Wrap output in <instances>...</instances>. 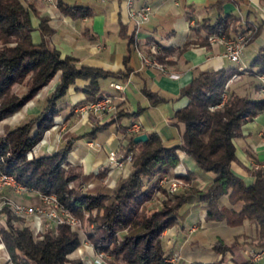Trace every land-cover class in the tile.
<instances>
[{"label":"trees","instance_id":"obj_1","mask_svg":"<svg viewBox=\"0 0 264 264\" xmlns=\"http://www.w3.org/2000/svg\"><path fill=\"white\" fill-rule=\"evenodd\" d=\"M88 9L61 5V11L71 15H86ZM31 12L37 15L30 4L25 6L21 0H0V121L18 111L57 73L58 83L37 114L0 135L2 170L27 187L54 193L74 216L83 219L88 214L86 219L93 227L86 237L95 250L115 261L112 264H221L183 263L177 259L172 262L171 254L164 250L161 233L177 224L178 210L193 193L205 204L208 221H224L229 226H238L244 220L254 222L256 235L249 245L256 251L264 250V168L252 170L253 182L246 184L230 167L235 157L233 139L241 135L244 123L264 110V96L252 98L230 93L220 104L237 67L200 71L180 90L179 96L186 97L187 103L173 115V124L183 125L178 144L165 146L155 132L149 133L146 141L134 142L136 134H127L125 127L127 143L121 151L122 155L134 156L130 171L111 193L74 189L69 184L82 176L67 160L74 134L65 133L64 144L52 154L31 159L26 155L50 128L54 117L66 108L64 97L77 79L85 81L81 89L88 99L94 100L103 95L99 80L111 73L78 65L71 56L62 57L46 38L53 30L44 16H39L41 41L33 42ZM237 20L233 14L220 15L214 23H203L195 30L203 29L207 36H229L230 23ZM156 58L162 60L158 54ZM250 66L257 68L255 74H264V50L256 53ZM24 80L28 92L16 95L13 86ZM147 96L153 105L164 100L153 92H147ZM179 150L200 169L213 174L210 184L204 190L181 192L162 208L149 209L146 203L158 190V177L179 163ZM106 173L107 167H101L95 176L103 180ZM224 195L229 206L220 202ZM14 218L17 217L8 212L5 224L0 226V240L12 264H66L68 255L80 245L78 233L67 224L47 228L34 236L29 227L14 224ZM214 248L224 254L231 246L219 240Z\"/></svg>","mask_w":264,"mask_h":264},{"label":"crops","instance_id":"obj_2","mask_svg":"<svg viewBox=\"0 0 264 264\" xmlns=\"http://www.w3.org/2000/svg\"><path fill=\"white\" fill-rule=\"evenodd\" d=\"M21 2L25 6L30 4L37 13L31 12L33 42L41 41L39 16H44L53 30L46 38L62 57L71 56L78 65L111 73L101 83L100 79L99 85L103 94L118 96L115 112L90 115L83 120L72 112L73 105L90 100L81 89L85 83L83 79H77L64 97L66 108L62 113L65 116L62 124H66V131L76 136L67 160L81 171L82 176L73 182L81 184L82 188L102 191L108 186V178L119 173L116 169L109 170L103 180L95 176L99 168L107 167L110 151L115 150L122 155L121 149L127 143L124 128L131 124L140 126L138 134L155 132L165 146L178 144L183 125L173 124L174 111L187 103L186 97L179 96L180 90L198 72L237 67V77L228 81L226 94L252 98L264 96L263 74H255L257 68L250 66L256 53L264 50V0H133L134 8L148 4L153 9L150 19L137 31L128 17L127 0ZM61 5H78L89 8V11L86 15H71L63 13ZM229 14L238 17L235 25L233 21L230 23L229 36L245 25L252 24L258 29L244 48L239 63L231 62L224 56L223 43H210L204 40L207 36L205 30H195L203 23H214L220 15ZM152 48L157 52H152ZM141 54L154 57L165 71L144 64ZM156 54L162 60L157 59ZM112 81L120 83L123 89L110 87ZM147 92H153L164 100L153 105ZM37 110L33 108L34 112ZM43 138L38 144L37 155L52 154L65 142V137L61 138L58 131L52 128ZM233 143L235 157L230 163L231 170L246 184H251L254 179L251 171L256 169L255 165H264V110L242 125L241 135L235 137ZM178 154V165L190 173L197 190H204L213 174L200 169L184 152L179 150ZM125 172L123 170L121 176H125ZM4 193L21 203L35 204L38 201L35 196L19 195L8 189ZM220 202L229 206L226 195L221 197ZM182 207L183 212L180 213ZM205 215V204L193 193L178 210L177 224L163 231L161 241L164 250L171 256H178V261L183 263L220 261L221 264H264V250L256 251L248 244L236 245L224 254L214 250L219 240L226 245L253 240L256 235L254 222L244 220L238 226H229L224 221H208ZM5 220L6 217L0 213V226L5 224ZM17 226L28 227L23 222ZM77 248L68 255L66 264H97L89 247L81 244ZM1 251L0 247V264H12ZM252 253L259 255L253 256Z\"/></svg>","mask_w":264,"mask_h":264},{"label":"built area","instance_id":"obj_3","mask_svg":"<svg viewBox=\"0 0 264 264\" xmlns=\"http://www.w3.org/2000/svg\"><path fill=\"white\" fill-rule=\"evenodd\" d=\"M133 0H127L128 4V17L133 22L135 30L137 31L141 25L146 23L152 14V7L148 4L143 5L139 8H134L132 6ZM255 25H245V27L232 36L225 35H208L207 40L210 43L221 42L224 44L225 52L224 56L228 58L231 62L239 63L241 55L247 43L251 40L256 32ZM152 52L156 53V49L152 48ZM141 58L144 64L150 66H155L165 71L162 65L154 58L144 54H141ZM243 69V67H240ZM237 75L233 74L229 80H233ZM264 80V75L261 76ZM110 87L116 90H122L123 86L118 82H110ZM118 96L112 95L110 93H104L101 97L85 102L80 106L75 107V111L80 115V118L83 120L89 115H108L116 110V102ZM227 98V94L223 93L221 103L222 104ZM140 130L138 124H131L127 127L126 131L128 134H137ZM29 154V158H31ZM130 156L128 155H119L117 151H110L107 155V167L111 170H124L125 163L130 161ZM178 166L177 168H179ZM255 168H264V165H255ZM181 169V168H180ZM175 172H181L183 169L175 170ZM161 180V179H160ZM159 180V181H160ZM167 183L166 189L169 193H175L179 187L180 179L171 178L167 179V175L164 176L161 180ZM11 190L16 194L23 195L27 194L30 196H35L37 198V203L35 204H26L17 202L8 195L4 193V190ZM11 213L15 217L21 219L23 224H27L28 227L32 230L34 236H38L47 228L57 226L60 224H67L71 229L75 230L80 237V245L82 244L85 247H89L95 256V261L97 264H108L103 257V253L95 250L93 245L87 239L85 233L81 232L79 223L73 214H71L67 209H65L59 202L57 196L54 193H43L37 190H34L30 187L23 185L16 177L10 173H7L2 170L0 167V213L6 217L7 213ZM2 245V243H0ZM253 256L259 254L252 253Z\"/></svg>","mask_w":264,"mask_h":264},{"label":"rangeland","instance_id":"obj_4","mask_svg":"<svg viewBox=\"0 0 264 264\" xmlns=\"http://www.w3.org/2000/svg\"><path fill=\"white\" fill-rule=\"evenodd\" d=\"M233 25L236 24V21H233ZM257 28H256V32L254 33V35L257 33ZM2 46L1 44V41H0V47ZM238 72V71H237ZM236 72V73H237ZM235 74V73H234ZM264 75V74H263ZM101 81H103V78H101L100 80V83ZM58 83V73L55 74L52 79L45 85L43 86L39 91H37L34 96L29 99L18 111H16L15 113H13L12 115L6 117L5 119L1 120L0 121V135H4V133L7 131V129H10L12 128L13 126H17V125H20L22 124L24 121H27L28 120V117L32 114H37L38 113V110L42 107V105L44 104L45 102V99H46V96L48 93H50L54 88L55 86L57 85ZM13 92L16 94V95H22L26 92H28V85H27V81L24 80L22 81L21 83H17L13 86L12 88ZM227 90V89H226ZM263 94H264V91H262ZM87 101H90V100H86V101H83V102H80L79 104H76V105H73V108L74 110L72 109H67V110H72L73 113H75L77 115V117L82 120L80 118V115L75 111V107L77 106H80L82 104H84L85 102ZM36 107L38 108L37 111H33V108ZM65 110V109H64ZM64 110H62V112H60L57 116L54 117V120H53V123L52 125L50 126V128H48L44 133H43V136L42 138L27 152V158H29V154H31V158H33L34 156H39L37 155V147H38V144L44 139V135L45 133L48 131V130H51L54 129V130H57L58 133H59V136H64V134L66 133H70L69 131H66V124L63 125V121H64V117L62 115V113L64 112ZM33 112V113H32ZM28 115V116H27ZM70 115V114H69ZM92 115V114H91ZM90 116V115H89ZM88 117V116H87ZM86 117V118H87ZM65 132V133H64ZM63 133V134H62ZM71 134V133H70ZM138 134V133H137ZM136 134V135H137ZM118 154L120 155L121 153L118 152ZM128 156H130V161H128L127 163H125V166H124V171L125 174H127L130 169H131V164L133 162V159H134V156L130 153L128 154ZM29 158V159H31ZM180 163V161H179ZM178 163V164H179ZM176 165L175 167L171 168L167 173L165 174H162L161 176L157 175L158 177V190H156V192L153 194V196L151 197V199L146 203L147 204V207L149 209H156V208H162L164 203L165 202H173V199L174 197L177 195V194H180L181 192H187L191 189H195V185H194V181H193V177L190 176V173L188 174L185 170H183V172L185 173H181V172H175V170H181L179 168H177L179 165ZM111 170L107 167V173L108 171ZM123 170H117V175L116 176H112V177H109L108 178V181H107V188H102V191L106 192V193H111L112 190L117 186L118 182L123 178V176H121V173H122ZM106 173V175H107ZM123 174V173H122ZM167 175V179H171V178H177V179H180V184L181 186L179 187V189L175 192V193H169L166 189V186H167V183L165 181H162V178L164 176ZM119 177V178H118ZM186 177H188V179H186ZM161 179V180H160ZM160 180V181H159ZM103 186V185H102ZM69 187L71 188H74V189H78V190H88L90 191V189H85V188H82V185L81 184H74V182L72 181L70 184H69ZM86 187V186H84ZM88 187V185H87ZM101 189V187L99 188ZM183 208L179 211L180 213H182L183 211ZM95 214V211H93L92 215ZM4 216V215H3ZM87 216L88 214H85L84 218L83 219H80L78 218L77 216H74L77 220V222L79 223V226H80V229H81V232L83 231V233H85V235H87V232L93 227L92 223L88 222L87 221ZM13 222L14 224H20L21 223V219L19 218H14L13 219ZM22 225V224H21ZM192 227H195V226H192ZM194 229V228H192ZM163 233V232H162ZM162 233L160 235V237L162 236ZM121 234V233H120ZM252 241V240H251ZM251 241H240L238 244V242H233L231 244H229L231 246V249L233 247H235L236 245H243V244H248L251 242ZM219 242V241H218ZM217 242V243H218ZM0 243H2V241L0 240ZM1 247V252H3L5 255H8L7 251H6V248L4 246V244L2 243V245H0ZM78 249V248H77ZM215 250V248H214ZM227 252V251H226ZM225 252V253H226ZM103 257H104V260L108 263V264H112V262L114 263L115 261H113V259L106 253L103 254ZM179 260L178 259V256H175L173 255L171 257V261L174 262ZM68 261H69V258H68Z\"/></svg>","mask_w":264,"mask_h":264},{"label":"water","instance_id":"obj_5","mask_svg":"<svg viewBox=\"0 0 264 264\" xmlns=\"http://www.w3.org/2000/svg\"><path fill=\"white\" fill-rule=\"evenodd\" d=\"M148 138V135L146 133L137 134L133 137L134 142H143L146 141Z\"/></svg>","mask_w":264,"mask_h":264}]
</instances>
